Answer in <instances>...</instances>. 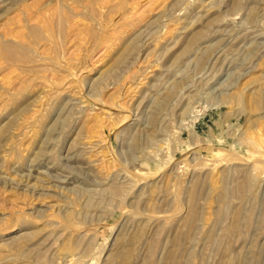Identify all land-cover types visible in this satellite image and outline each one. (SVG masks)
Wrapping results in <instances>:
<instances>
[{"label":"rangeland","instance_id":"1","mask_svg":"<svg viewBox=\"0 0 264 264\" xmlns=\"http://www.w3.org/2000/svg\"><path fill=\"white\" fill-rule=\"evenodd\" d=\"M0 264H264V0H0Z\"/></svg>","mask_w":264,"mask_h":264}]
</instances>
